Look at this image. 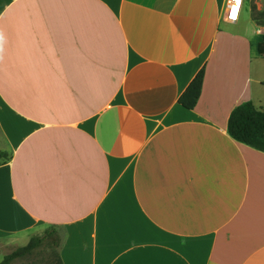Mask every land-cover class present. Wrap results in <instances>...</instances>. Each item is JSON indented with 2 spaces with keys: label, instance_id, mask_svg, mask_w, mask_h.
<instances>
[{
  "label": "crops",
  "instance_id": "0c3cea01",
  "mask_svg": "<svg viewBox=\"0 0 264 264\" xmlns=\"http://www.w3.org/2000/svg\"><path fill=\"white\" fill-rule=\"evenodd\" d=\"M226 4L0 0V241L54 226L63 264H264V151L228 133L264 107V27Z\"/></svg>",
  "mask_w": 264,
  "mask_h": 264
},
{
  "label": "trees",
  "instance_id": "16d2710c",
  "mask_svg": "<svg viewBox=\"0 0 264 264\" xmlns=\"http://www.w3.org/2000/svg\"><path fill=\"white\" fill-rule=\"evenodd\" d=\"M257 15H263L260 11ZM257 15L254 16L257 19ZM257 50L264 55V33L257 45ZM205 77V67H202L191 80L186 90L179 98V102L188 109H193L200 98ZM228 133L236 140L264 151V109L257 108L252 101H245L237 105L228 119ZM11 155L0 149V162H7ZM53 244L58 247V262L63 264L59 253L62 238L56 227L50 226L40 235H34L26 245L20 246L6 255L0 264H9L13 259L31 253L42 244Z\"/></svg>",
  "mask_w": 264,
  "mask_h": 264
},
{
  "label": "rangeland",
  "instance_id": "374dc122",
  "mask_svg": "<svg viewBox=\"0 0 264 264\" xmlns=\"http://www.w3.org/2000/svg\"><path fill=\"white\" fill-rule=\"evenodd\" d=\"M243 9L245 13V17L243 18V20L248 19L250 16H252V19L256 23V25H258V28L264 27L263 15H257V13L260 11L264 12V0H244ZM256 15L257 19L254 18V16ZM226 21L228 20L226 19ZM244 21L246 22V20ZM240 26L241 25H239L235 29L241 28L243 30V26ZM262 72L264 73V60L262 61ZM262 109H264V107ZM24 242L26 241H17L10 237L3 238L2 241H0V261H2L6 255L10 254L18 247L26 245L28 243V241L27 243ZM9 264H59L58 247L53 244L44 243L35 248L31 253L13 259Z\"/></svg>",
  "mask_w": 264,
  "mask_h": 264
},
{
  "label": "built area",
  "instance_id": "2783aa9c",
  "mask_svg": "<svg viewBox=\"0 0 264 264\" xmlns=\"http://www.w3.org/2000/svg\"><path fill=\"white\" fill-rule=\"evenodd\" d=\"M244 0H239V4H236V0H227L225 18L229 22H236L240 19ZM233 8H235V17L233 18Z\"/></svg>",
  "mask_w": 264,
  "mask_h": 264
},
{
  "label": "snow or ice",
  "instance_id": "6c2138e0",
  "mask_svg": "<svg viewBox=\"0 0 264 264\" xmlns=\"http://www.w3.org/2000/svg\"><path fill=\"white\" fill-rule=\"evenodd\" d=\"M236 4L238 5L239 4V0H236ZM235 8H233V18L235 17Z\"/></svg>",
  "mask_w": 264,
  "mask_h": 264
}]
</instances>
